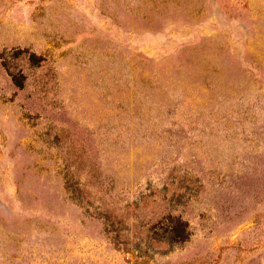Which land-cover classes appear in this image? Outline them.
I'll return each mask as SVG.
<instances>
[{
  "label": "rangeland",
  "instance_id": "1",
  "mask_svg": "<svg viewBox=\"0 0 264 264\" xmlns=\"http://www.w3.org/2000/svg\"><path fill=\"white\" fill-rule=\"evenodd\" d=\"M0 264H264V0H0Z\"/></svg>",
  "mask_w": 264,
  "mask_h": 264
}]
</instances>
